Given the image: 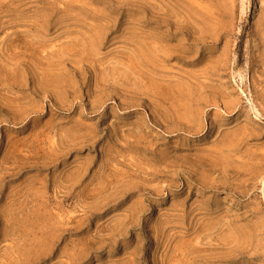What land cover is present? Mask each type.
Segmentation results:
<instances>
[{"label": "rangeland", "instance_id": "rangeland-1", "mask_svg": "<svg viewBox=\"0 0 264 264\" xmlns=\"http://www.w3.org/2000/svg\"><path fill=\"white\" fill-rule=\"evenodd\" d=\"M0 264H264V0H0Z\"/></svg>", "mask_w": 264, "mask_h": 264}, {"label": "bare ground", "instance_id": "bare-ground-1", "mask_svg": "<svg viewBox=\"0 0 264 264\" xmlns=\"http://www.w3.org/2000/svg\"><path fill=\"white\" fill-rule=\"evenodd\" d=\"M147 43V42H146ZM164 49V48H163ZM166 51V50H165ZM168 51H170V49H168ZM161 52V51H160ZM163 52V55L162 54H158L157 53V55H162V56H159V57H161L162 58V62L164 61L163 59H168L169 57H171V53L169 54V53H167V51L164 53V50L162 51ZM218 65H219V63H218ZM216 66H214V68H215ZM213 68V67H212ZM216 73H217V71L216 70H214ZM212 72H213V70H212ZM214 74V73H213ZM165 76V75H164ZM211 76V75H210ZM181 87V86H180ZM182 88V87H181ZM183 90V89H182ZM181 90V91H182ZM179 92H180V90H179ZM178 92V93H179ZM181 93V92H180ZM234 243V242H233ZM232 244V243H231Z\"/></svg>", "mask_w": 264, "mask_h": 264}]
</instances>
